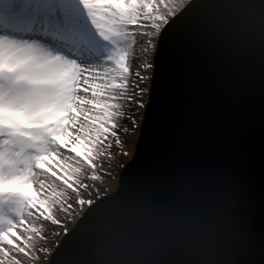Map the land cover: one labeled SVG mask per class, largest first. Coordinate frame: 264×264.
Listing matches in <instances>:
<instances>
[{
	"label": "water",
	"instance_id": "obj_1",
	"mask_svg": "<svg viewBox=\"0 0 264 264\" xmlns=\"http://www.w3.org/2000/svg\"><path fill=\"white\" fill-rule=\"evenodd\" d=\"M135 193L169 209L222 199L227 246L173 233L141 264H264V0H192L163 27L133 157L48 264H107V210Z\"/></svg>",
	"mask_w": 264,
	"mask_h": 264
},
{
	"label": "snow or ice",
	"instance_id": "obj_2",
	"mask_svg": "<svg viewBox=\"0 0 264 264\" xmlns=\"http://www.w3.org/2000/svg\"><path fill=\"white\" fill-rule=\"evenodd\" d=\"M154 8L153 0H0V195L38 206L49 177L109 151L110 137L120 145V120L145 107L141 85L153 67L141 60L145 74L132 71L130 28L152 21Z\"/></svg>",
	"mask_w": 264,
	"mask_h": 264
},
{
	"label": "rangeland",
	"instance_id": "obj_3",
	"mask_svg": "<svg viewBox=\"0 0 264 264\" xmlns=\"http://www.w3.org/2000/svg\"><path fill=\"white\" fill-rule=\"evenodd\" d=\"M191 1L153 0L152 21H148L155 27L151 28V24L141 20V26L130 28L137 40L133 46L132 71L140 70L141 75L145 74L136 68L141 60H147L153 67L147 72L150 76L147 84L141 85L148 89L143 98L145 107L137 110L133 105L127 108L126 118L120 120L124 126L117 129L120 145L110 137L113 147L109 151L101 150L92 162L74 161L64 178L58 176L53 180L49 177L38 206L28 201L14 203L12 197L0 195V264H48L57 245L89 206L116 189L122 169L135 153L151 91L159 35L167 22ZM64 151L66 155L70 154Z\"/></svg>",
	"mask_w": 264,
	"mask_h": 264
},
{
	"label": "clouds",
	"instance_id": "obj_4",
	"mask_svg": "<svg viewBox=\"0 0 264 264\" xmlns=\"http://www.w3.org/2000/svg\"><path fill=\"white\" fill-rule=\"evenodd\" d=\"M228 230L222 199L190 200L179 209H169L130 193L107 210L98 239L108 254L107 264H141L144 251L157 252L173 233H179L186 245L205 249L229 245Z\"/></svg>",
	"mask_w": 264,
	"mask_h": 264
},
{
	"label": "trees",
	"instance_id": "obj_5",
	"mask_svg": "<svg viewBox=\"0 0 264 264\" xmlns=\"http://www.w3.org/2000/svg\"><path fill=\"white\" fill-rule=\"evenodd\" d=\"M184 8H185V7H184ZM184 8H183V9H184ZM183 9H182V10H183ZM182 10H181V11H182ZM144 23H146V24H151L149 21L146 22L145 20H144ZM131 107H132V106H131Z\"/></svg>",
	"mask_w": 264,
	"mask_h": 264
}]
</instances>
